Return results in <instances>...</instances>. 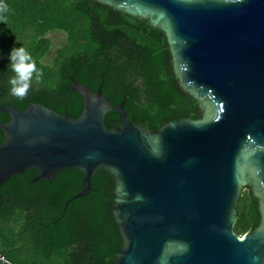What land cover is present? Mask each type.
<instances>
[{
	"label": "water",
	"instance_id": "water-1",
	"mask_svg": "<svg viewBox=\"0 0 264 264\" xmlns=\"http://www.w3.org/2000/svg\"><path fill=\"white\" fill-rule=\"evenodd\" d=\"M104 1L165 30L202 118L149 129L128 117L124 102L73 76L83 107L71 117L31 101L29 89L25 108L0 104L9 116L0 120V185L27 168L37 170L35 180L81 169L83 187L65 211L93 189L103 166L115 181L123 236L111 264H264V0ZM108 111L119 125L106 126ZM248 182L259 193L260 222L240 236L233 225Z\"/></svg>",
	"mask_w": 264,
	"mask_h": 264
},
{
	"label": "trees",
	"instance_id": "trees-1",
	"mask_svg": "<svg viewBox=\"0 0 264 264\" xmlns=\"http://www.w3.org/2000/svg\"><path fill=\"white\" fill-rule=\"evenodd\" d=\"M0 16V104L25 108L27 94L13 96L8 53L22 44L43 77H33L30 98L76 117L83 99L70 77L103 93L113 104L124 102L128 117L149 129L189 117L201 119L200 99L186 89L175 72L165 30L147 18L104 0H6ZM65 33L49 63V32ZM8 114L0 110V120ZM108 128L120 124L108 111ZM3 132L0 129V142ZM35 168L12 174L0 185V264H111L123 245L113 214L115 181L103 166L91 177L93 189L64 203L83 187L84 173L62 169L52 180H35ZM233 230L253 231L260 222L258 198L243 185Z\"/></svg>",
	"mask_w": 264,
	"mask_h": 264
},
{
	"label": "clouds",
	"instance_id": "clouds-1",
	"mask_svg": "<svg viewBox=\"0 0 264 264\" xmlns=\"http://www.w3.org/2000/svg\"><path fill=\"white\" fill-rule=\"evenodd\" d=\"M8 9L6 0H0V16L5 15ZM7 55L13 72L9 77L10 92L13 96L23 97L28 93L34 76L36 80L42 79L43 69L37 66L30 51L22 44L13 46Z\"/></svg>",
	"mask_w": 264,
	"mask_h": 264
},
{
	"label": "rangeland",
	"instance_id": "rangeland-1",
	"mask_svg": "<svg viewBox=\"0 0 264 264\" xmlns=\"http://www.w3.org/2000/svg\"><path fill=\"white\" fill-rule=\"evenodd\" d=\"M47 36L52 40V47L51 50L46 54L45 58L43 59L44 63H49V60L53 56L54 50L58 46H60L65 40V33L60 30L49 32Z\"/></svg>",
	"mask_w": 264,
	"mask_h": 264
},
{
	"label": "flooded vegetation",
	"instance_id": "flooded-vegetation-1",
	"mask_svg": "<svg viewBox=\"0 0 264 264\" xmlns=\"http://www.w3.org/2000/svg\"><path fill=\"white\" fill-rule=\"evenodd\" d=\"M3 92V90H1V92H0V94ZM248 184H250L249 182L247 183V184H245V185H248ZM250 186H251V188H252V185L250 184ZM255 188V187H254ZM254 193L256 194V195H259V193H257V191L254 189ZM260 197V196H259ZM260 199V198H259ZM260 200H258V208L260 207V202H259Z\"/></svg>",
	"mask_w": 264,
	"mask_h": 264
},
{
	"label": "built area",
	"instance_id": "built-area-1",
	"mask_svg": "<svg viewBox=\"0 0 264 264\" xmlns=\"http://www.w3.org/2000/svg\"><path fill=\"white\" fill-rule=\"evenodd\" d=\"M0 260H1V261H5V258L3 257L2 254H0Z\"/></svg>",
	"mask_w": 264,
	"mask_h": 264
}]
</instances>
